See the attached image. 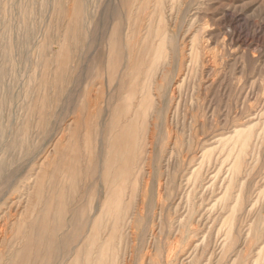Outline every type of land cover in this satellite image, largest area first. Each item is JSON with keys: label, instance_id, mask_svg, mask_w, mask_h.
Listing matches in <instances>:
<instances>
[{"label": "rangeland", "instance_id": "374dc122", "mask_svg": "<svg viewBox=\"0 0 264 264\" xmlns=\"http://www.w3.org/2000/svg\"><path fill=\"white\" fill-rule=\"evenodd\" d=\"M0 2V264H149L190 220L200 264L264 263V0Z\"/></svg>", "mask_w": 264, "mask_h": 264}, {"label": "bare ground", "instance_id": "6f19581e", "mask_svg": "<svg viewBox=\"0 0 264 264\" xmlns=\"http://www.w3.org/2000/svg\"><path fill=\"white\" fill-rule=\"evenodd\" d=\"M1 3V2H0ZM20 3V2H19ZM46 3V2H45ZM145 3V2H144ZM32 4V3H31ZM30 4V5H31ZM179 4V3H178ZM24 5V4H23ZM22 5V6H23ZM188 5V4H187ZM2 6V5H1ZM14 6V5H13ZM25 6V5H24ZM26 7H27V4H26ZM26 7H24V9L26 8ZM29 7V6H28ZM144 7V6H143ZM188 7V6H187ZM23 8V7H22ZM0 9H1V7H0ZM76 9H78V11H77V14L78 15H80L81 14V6L80 5H78L77 7H76ZM159 9H160V7H159ZM187 9H189V8H187ZM15 10V9H14ZM31 10V9H30ZM143 10H144V8H143ZM186 10V9H185ZM13 11V10H12ZM18 11V10H17ZM24 11V10H23ZM26 11H28V10H26ZM141 11V10H140ZM184 11V10H183ZM32 12V11H31ZM189 12V11H188ZM200 12V11H199ZM137 13H138V11H137ZM140 13V12H139ZM184 13H185V16L187 15L186 14V12L184 11ZM24 14V13H23ZM21 15V14H20ZM183 15V14H182ZM198 15V14H197ZM197 15H196V17H197ZM25 16V15H24ZM184 16V15H183ZM159 17V16H158ZM25 18H27V16H25ZM165 18V17H164ZM183 18H185V17H183ZM141 19V18H140ZM194 19V18H193ZM153 21H154V19H152ZM201 21V20H200ZM16 22V21H15ZM19 22V21H18ZM26 22H27V19H26ZM20 23V22H19ZM28 23V22H27ZM26 23V24H27ZM136 23V22H135ZM162 23V22H161ZM190 23H192V21L190 22ZM149 24V23H148ZM147 24V25H148ZM13 25V24H12ZM150 25V24H149ZM11 26V25H10ZM18 26H20V25H18ZM14 27V26H13ZM27 27V26H26ZM25 27V28H26ZM139 27V26H138ZM176 27V26H175ZM190 27V26H189ZM203 27H205V26H203ZM23 28V27H22ZM24 28V29H25ZM155 28V27H154ZM165 28V27H164ZM26 29H28V28H26ZM154 30V29H153ZM189 30V29H188ZM20 31V30H19ZM155 31V30H154ZM197 31V30H196ZM9 32V31H8ZM10 32H11V29H10ZM18 32V31H17ZM138 32V31H137ZM192 32H194L193 30H192ZM185 33V32H184ZM186 33H189V31H186ZM204 33V32H203ZM11 34V33H10ZM162 34V33H161ZM170 34V33H169ZM153 35V34H152ZM187 34H185V36H186ZM10 36V35H9ZM9 36H8V39H9ZM150 36V35H149ZM203 36V35H202ZM1 37H3V36H1ZM178 37V36H177ZM7 38V37H6ZM150 38V37H149ZM5 39V38H4ZM159 39V38H158ZM165 39H167V38H165ZM177 39V38H176ZM0 40H1V38H0ZM132 40V39H131ZM201 40V39H200ZM203 40H204V38H203ZM5 41H7V40H5ZM13 41H14V38H13ZM10 42V41H9ZM145 42H147V41H145ZM174 42H176L175 40H174ZM6 43V42H5ZM4 43V44H5ZM13 43H15V41L13 42ZM160 43V42H159ZM158 43V44H159ZM177 43V42H176ZM175 43V44H176ZM184 43V42H183ZM192 43V42H191ZM185 44V43H184ZM203 44V43H202ZM7 46L9 45H11V44H6ZM5 45V46H6ZM189 45H190V43H189ZM0 46H1V44H0ZM8 46V47H9ZM15 46V45H14ZM179 46V45H178ZM199 46V45H198ZM200 46H202V45H200ZM204 46V45H203ZM3 47H4V45H3ZM2 47V51H5L4 50V48ZM11 47V46H10ZM143 47H144V45H143ZM186 47V46H185ZM185 47H183V48H185ZM191 47V46H190ZM176 48H178L177 47V45H174V50H173V52H175L174 53V55L177 53V49ZM188 48V47H187ZM165 49V48H164ZM164 49L162 50V51H164ZM181 49H182V47H181ZM202 49H204L205 50V48H202ZM8 50H10V48H8ZM179 50V49H178ZM1 51V50H0ZM1 51V52H2ZM7 51V50H6ZM11 51V50H10ZM18 51V50H17ZM63 52V51H62ZM191 52V51H190ZM209 52V51H208ZM8 53V52H7ZM42 53V52H41ZM179 53V52H178ZM187 54L189 53L188 51L186 52ZM210 53V52H209ZM208 53V54H209ZM9 55H11V53H8ZM7 54V55H8ZM13 54V53H12ZM171 54V53H170ZM186 54V55H187ZM203 54H206V53H203ZM207 54V55H208ZM1 55V54H0ZM178 55V58H179V54H177ZM202 55V54H201ZM12 56V55H11ZM163 55V53H161V54H158V55H156V60L154 61V63H153V65L150 67V70H149V73L151 74V73H154L155 71H157V69L159 68V65L161 64L160 62H161V60L163 59V61L166 59V57ZM171 56V55H170ZM176 56V55H175ZM188 56V55H187ZM186 56V57H187ZM10 57V56H9ZM191 56H189V58H190ZM204 57V56H203ZM209 57V56H208ZM207 57V58H208ZM213 57H214V54H213ZM1 58V57H0ZM10 58H12V57H10ZM140 58V57H139ZM177 58V59H178ZM185 58V57H184ZM216 58H217V55H216ZM15 59V58H14ZM155 59V58H154ZM176 59V61H179V59L177 60ZM191 59V58H190ZM202 60V59H201ZM209 60V59H208ZM212 60V59H211ZM172 61V60H171ZM203 61V60H202ZM213 61H215V60H213ZM166 62V61H165ZM186 62V61H185ZM204 62L206 63L207 61H205L204 60ZM209 62H210V60H209ZM209 62H207V64L209 63ZM201 63H203V62H201ZM212 63V62H211ZM215 63V62H214ZM13 64V63H12ZM175 64V63H174ZM210 64V63H209ZM14 65V64H13ZM170 65V64H169ZM213 65V64H212ZM215 65V64H214ZM135 66V65H134ZM176 66V65H175ZM209 66V65H208ZM217 66V65H216ZM216 66H215V68H216ZM14 67V66H13ZM171 68V67H170ZM209 68V67H208ZM212 68V67H211ZM217 69V68H216ZM215 69V70H216ZM109 72H111V71H109ZM165 72H166V70H165ZM178 72V71H177ZM197 72V71H196ZM137 73V72H136ZM117 75V74H116ZM149 75V74H148ZM113 76V75H112ZM116 77V76H115ZM133 80V79H132ZM160 83V82H159ZM162 84H160V86H159V88L161 89V90H163L164 89V85H163V82H161ZM151 84H152V82H151ZM141 89H142V87H141ZM164 91V90H163ZM13 92V91H12ZM2 95H3V93H1ZM163 94V93H162ZM145 95V94H144ZM8 97V96H7ZM10 97V96H9ZM13 97V96H12ZM0 98H2V96L0 97ZM5 99H6V97H5ZM25 99V98H24ZM151 99V98H150ZM2 101V100H1ZM4 101V100H3ZM26 101V100H25ZM126 101V100H125ZM145 101V100H144ZM154 102V101H153ZM152 101H150V100H146V102H145V106H146V112L148 111V109L149 108H152V106L154 107V103H153ZM2 103V102H1ZM140 105V104H139ZM126 106H128V105H126ZM23 107H24V105H23ZM48 107V106H47ZM156 108H158V107H156ZM120 109V108H119ZM126 109V108H125ZM156 110V109H155ZM116 111V110H115ZM158 111V110H157ZM138 114H139V112H138ZM155 114V113H154ZM115 115V114H114ZM31 119V118H30ZM25 122V121H24ZM117 123V122H116ZM23 124V123H22ZM104 126V125H103ZM3 128V127H2ZM10 128V127H9ZM19 128V127H18ZM22 129V128H21ZM20 129V130H21ZM2 130H4V128L2 129ZM117 130V129H116ZM144 130V129H143ZM4 131H6V130H4ZM32 131V130H31ZM9 133V132H8ZM18 133V132H17ZM21 133H22V130H21ZM24 133V132H23ZM5 134V133H4ZM18 135V137L17 138H19L20 137V135L19 134H17ZM27 135V134H26ZM251 135H252V133H251ZM250 134H249V132H246V131H237L236 132V134H235V137H234V140L237 142L236 144H240V153H239V159H240V164H241V162L243 161V160H241L242 158H243V156H244V154H246V150H248L247 149V147L249 146L248 144H250L249 143V140H250ZM253 137V136H252ZM28 138V137H27ZM30 139V138H29ZM253 139V138H252ZM19 140V139H18ZM27 140V139H26ZM202 140V139H201ZM20 141H22V140H20ZM198 141H200V140H198ZM18 143V142H17ZM16 143V144H17ZM31 143V142H30ZM22 144V143H21ZM118 144V143H117ZM130 144V143H129ZM198 144V143H197ZM253 144V143H252ZM18 146V145H17ZM24 146V145H23ZM199 146H200V143H199ZM252 145H250V147H251ZM27 147V146H26ZM24 148H25V146H24ZM30 148H32V146H30ZM143 148V147H142ZM26 149V148H25ZM22 150V149H21ZM194 150H196L195 148H194ZM30 151V150H29ZM103 151V150H102ZM25 152V151H24ZM194 152V151H193ZM27 153V152H26ZM195 153V152H194ZM193 153V154H194ZM200 153V152H199ZM197 154V153H196ZM195 154V155H196ZM248 154V153H247ZM115 155V154H114ZM199 155V154H198ZM190 156V155H189ZM200 156V155H199ZM102 157V156H101ZM201 157H202V155H201ZM189 158H191V157H189ZM189 158H188V160H189ZM208 158V157H207ZM245 158V157H244ZM119 160V159H118ZM123 160H124V158H123ZM199 160H201V159H199ZM198 160V161H199ZM1 161V160H0ZM5 161H6V159H5ZM5 161H3V162H5ZM3 162H2V165H1V167L3 166ZM101 162V161H100ZM183 162H185V159H184V161ZM203 162V161H202ZM207 162H209V161H207ZM206 162V163H207ZM1 163V162H0ZM133 163V162H132ZM186 163H187V159H186ZM201 163V162H200ZM244 163V162H243ZM6 165V164H5ZM134 165V164H133ZM245 166V165H244ZM1 167H0V171L1 172H3V169H1ZM5 167V166H4ZM198 167V166H197ZM110 168V167H109ZM240 168H241V166H240ZM245 169H246V167H244ZM196 169H195V167H194V169H193V171H195ZM1 172H0V175H1ZM234 180H236L237 178H239V180H240V177H238V175H239V168L238 167H236V168H234ZM245 172V170L243 171V173ZM252 172V171H251ZM194 173V172H193ZM242 173V172H241ZM195 175H196V173H194ZM118 175V174H117ZM193 175V174H192ZM241 176V175H240ZM255 176V175H254ZM195 177V176H194ZM252 177V176H251ZM242 178V177H241ZM253 178V177H252ZM251 178V179H252ZM117 179H119V178H117ZM189 179V178H188ZM188 179H187V181H188ZM191 179V178H190ZM255 179H256V177H255ZM259 179V178H258ZM196 180V179H195ZM195 180H193V181H195ZM230 180H232V179H230ZM238 180V179H237ZM252 181V180H251ZM190 182V181H189ZM196 182V181H195ZM195 182H194V184H195ZM231 182H233V181H231ZM238 182V181H237ZM253 182V181H252ZM236 183V182H235ZM244 183V182H243ZM251 183V182H250ZM254 183V182H253ZM131 185H132V183H130ZM193 184V185H194ZM239 184V183H238ZM116 185V184H115ZM188 185V184H187ZM192 185V186H193ZM237 185V184H236ZM252 185V184H251ZM255 185H256V182H255ZM241 186V185H240ZM239 185H238V187H240ZM249 186V185H248ZM200 186L198 185V188H199ZM227 187H228V185H227ZM233 187V183H231V185H230V187L228 188V190L226 191L225 190V192H226V194H225V196L228 198V199H225V201H229V196H230V194H229V191L231 190V188ZM237 187V188H238ZM244 187H246V186H244ZM244 187H242V188H244ZM251 187V186H250ZM190 188H191V186H190ZM189 188V190H191ZM236 189V188H235ZM136 190V189H135ZM148 190V189H147ZM205 190V189H204ZM241 189H239V191H240ZM249 190H250V188H249ZM194 191V190H193ZM207 191V190H206ZM206 191H204V193L206 192ZM243 191V190H242ZM246 191V190H245ZM125 192V191H124ZM250 192H251V190H250ZM131 193V192H130ZM136 193H137V190H136ZM239 193V192H238ZM244 193V192H243ZM242 193V194H243ZM252 193V192H251ZM189 194H190V192H189ZM240 194V193H239ZM124 195H125V193H124ZM132 195H133V191H132ZM248 195H250V194H248ZM247 195V193H246V196H248ZM136 196V195H135ZM202 196H204V194L202 195ZM200 197V198H204V197ZM245 196V195H244ZM245 196V197H246ZM130 197V196H129ZM232 197H233V195H232ZM187 198H189V195H188V197ZM197 198H198V196H197ZM237 198V197H236ZM235 198V199H236ZM239 198V197H238ZM238 198H237V201H235L236 203L237 202H239V200H238ZM250 198V197H249ZM222 199V198H221ZM234 199V200H235ZM257 199H259L258 197H257ZM256 199V200H257ZM135 200V199H134ZM192 200V199H191ZM203 200V199H202ZM223 200V199H222ZM222 200L220 201L219 200V202H222ZM242 200V199H241ZM251 200V199H250ZM249 200V201H250ZM256 200H255V202H256ZM144 201H145V198H144ZM187 201L189 202V200L187 199ZM199 201V200H198ZM233 201V200H232ZM248 201V202H249ZM191 202V201H190ZM247 202V201H246ZM145 203V202H144ZM194 203V205H195V203L196 202H193ZM199 203V202H198ZM201 203V202H200ZM199 203V204H200ZM203 203V202H202ZM216 203V202H215ZM236 203H233V205H234V207L232 206V204H231V209H233V212H236L235 210H237L236 208H237V206H238V203L236 204ZM245 203V202H244ZM254 203V202H253ZM192 204V203H191ZM223 204H224V201H223ZM227 204H229V202L227 203ZM255 204H257V203H255ZM202 205V204H201ZM253 207H255L254 206V204H251ZM204 206V205H203ZM215 206H216V204H215ZM220 206V205H219ZM218 206V207H219ZM228 205H226V207H227ZM247 206V205H246ZM187 207H189V206H187ZM193 207V206H192ZM194 208V207H193ZM196 208V207H195ZM198 208H200V207H198ZM224 208H225V206H224ZM249 208H250V206H249ZM191 209V208H190ZM201 209V208H200ZM199 209V210H200ZM214 209H215V207H214ZM239 209V208H238ZM252 209H254V208H252ZM108 210V209H107ZM121 209H117L116 211H110V209H109V211H107V215L108 216H111V213L112 212H114L115 213V217H114V230L115 231H118L119 230V228H121V229H123V222H124V219H122L121 218V211H120ZM195 210V209H194ZM194 210H192V212H189V213H192L191 214V219H193V216L195 215L194 213H195V211ZM212 210H213V207H212ZM211 210V211H212ZM221 210H224V209H222L221 208ZM243 210V209H242ZM230 211H232V210H230ZM187 212H188V210H187ZM197 212V211H196ZM220 212V211H219ZM224 213H225V210L223 211ZM238 212V211H237ZM240 212H241V210H240ZM198 213V212H197ZM230 213V212H229ZM239 213V212H238ZM242 213V212H241ZM126 214H127V211L125 212V216H126ZM188 215H190V214H188ZM188 215H186V216H188ZM197 215V214H196ZM227 215V214H226ZM226 215H225V217H226ZM113 216V215H112ZM139 216V215H138ZM216 217H218V216H216ZM216 217H215V219H216ZM242 217V216H241ZM195 218V217H194ZM197 218V220H195L196 222L198 221V217H196ZM219 218H220V216H219ZM237 218V217H236ZM144 219V217L142 216V214L139 216V218H138V220L137 221H141L142 222V220ZM185 219H187L186 217H185ZM185 219H184V221H185ZM263 219V218H262ZM190 220V219H189ZM189 220H187V221H189ZM218 220V219H217ZM223 220H224V218H223ZM236 220V219H235ZM102 221V220H101ZM186 221V222H187ZM200 221V220H199ZM237 221V220H236ZM91 222V221H90ZM223 222V221H222ZM234 222V221H233ZM232 222V223H233ZM238 222H239V220H238ZM260 222H261V219H260ZM197 223H199V222H197ZM90 224V223H89ZM183 223H181V225H182ZM195 224V223H194ZM194 224H192V220H190V222H187V224H185V225H183L182 226V229H181V241H182V243L181 242H178V243H176V246L174 247V249L173 250H171V252L170 253H168V254H166V256H163V254H162V252L164 251V249H163V247L161 248L160 246H158L157 247V254L156 255H152L149 251V253H146V255H145V258H144V261L145 262H148L149 264H178V262L180 263V261H181V259L182 258H184L185 259V257L186 256H188V259H191L190 260V263L189 264H200V259H198V255L196 254L198 251H199V248H200V245L198 244V242L195 240V238L197 237V235H196V233H197V230H199L198 228H196L195 226H193ZM238 224V223H237ZM240 224V223H239ZM238 224V225H239ZM262 224V223H261ZM260 224V225H261ZM198 225V224H197ZM230 227L229 228H231V224L229 225ZM233 226V225H232ZM255 227H257V226H255ZM181 228V227H180ZM200 228V227H199ZM229 228H227V229H229ZM233 228V227H232ZM238 228V227H237ZM234 229H235V226H234ZM234 229H232L233 230V233H234ZM239 229V228H238ZM256 229V228H255ZM260 229V228H259ZM261 229H263L262 227H261ZM240 230V229H239ZM88 231H89V229H88ZM236 231H237V229H236ZM236 231H235V233H236ZM241 231V230H240ZM261 231V230H260ZM264 231V230H263ZM232 232V231H231ZM251 232V231H250ZM258 232H259V230H258ZM237 233H238V231H237ZM243 233V232H242ZM247 234V233H246ZM248 234H249V232H248ZM217 235V234H216ZM216 235L214 236L215 238H216ZM228 235V234H227ZM238 235H240L241 236V233H239ZM238 235H237V237H238ZM250 235V234H249ZM200 236V234L198 235V237ZM226 237V236H225ZM230 237V236H229ZM228 236H227V239L229 238ZM242 237V236H241ZM260 237V236H259ZM206 238V237H205ZM204 238V239H205ZM214 238V239H215ZM222 238H224V236L222 237ZM240 238V237H239ZM258 238V237H257ZM257 238H256V240H257ZM230 239V238H229ZM238 239V238H237ZM236 239V240H237ZM259 239V238H258ZM262 239V238H261ZM89 240H90V236H89V238L87 239V245L89 246H93V240H91L90 242L92 243H90L89 242ZM201 239H199V241H200ZM216 240V239H215ZM221 240V239H220ZM240 240V239H239ZM207 241H208V239H207ZM210 241V240H209ZM213 241V240H212ZM233 241L234 240H232L231 241V245H232V243H233ZM81 242V241H80ZM215 242V241H214ZM240 242V241H239ZM239 242L237 243V242H235V243H237V245L239 244ZM245 242V241H244ZM203 243V242H202ZM207 243V242H206ZM212 243V242H211ZM224 243L225 244H223L224 246H223V254H224V252H225V249L227 248V246L228 245H226V243H227V240L225 239L224 240ZM254 243V241L253 242H251V245ZM256 243V242H255ZM255 243H254V245H255ZM213 244V243H212ZM254 245L253 246H251V247H254ZM263 245V244H262ZM261 245V246H262ZM205 246V245H204ZM214 246V245H213ZM212 246V247H213ZM260 246V247H261ZM264 246V245H263ZM202 247V246H201ZM221 247H222V244H221ZM203 248V247H202ZM228 248H230V246L228 247ZM233 248H234V245H233ZM161 249H163V250H161ZM248 249H250V248H248ZM260 249V248H259ZM258 249V250H259ZM264 249V247L262 248V250ZM72 250V249H71ZM147 250V249H146ZM150 250V249H149ZM210 250V249H209ZM252 250H253V248H252ZM261 250V249H260ZM261 250V251H262ZM201 251V250H200ZM207 251V250H206ZM205 251V252H206ZM231 251H234V249L233 250H231ZM231 251H230V253H231ZM246 251H249V250H247L246 249ZM94 250L93 249H91L90 251H89V253H88V256H87V259H86V264H93L92 263V261L94 260ZM146 252V251H145ZM263 252V251H262ZM212 253V252H211ZM251 253V252H250ZM255 253H256V251H255ZM258 253H260V252H258ZM199 254H201L200 252H199ZM205 254V253H204ZM217 254V253H216ZM263 254V253H262ZM262 254H259V255H262ZM250 255V254H249ZM252 255V254H251ZM256 255H257V253H256ZM264 255V254H263ZM118 256V255H117ZM116 256V257H117ZM226 256V255H225ZM228 256V255H227ZM219 257V256H218ZM230 257H232V256H230ZM247 257H248V255H247ZM257 257H259L258 255H257ZM102 258H104V255H102L101 253L100 254H98V262H99V260H101ZM208 258V257H207ZM236 258V257H235ZM249 258H251V257H249ZM260 258H261V256H260ZM69 259V258H68ZM95 259H96V257H95ZM183 259V260H184ZM203 258H201V260H202ZM218 259V258H217ZM228 259V258H227ZM245 259V258H244ZM244 259H243V261H244ZM258 259V258H257ZM257 259H256V261H257ZM74 260V259H73ZM72 260V261H73ZM207 260H209V259H207ZM233 260H234V258H233ZM247 260V259H246ZM252 260V259H251ZM260 260V259H259ZM262 260V259H261ZM218 261V260H217ZM248 261V260H247ZM255 261V262H256ZM177 262V263H176ZM186 262V261H185ZM208 262V261H207ZM227 262V261H226ZM226 262H224V263H226ZM231 262V261H230ZM255 262H254V264H255ZM259 262V261H258ZM257 262V264H259ZM187 263H188V261H187ZM186 263V264H187ZM205 263V262H204ZM210 263H211V260H210ZM215 263H216V261H215ZM214 263V264H215ZM233 263V262H232ZM245 263V262H244ZM252 263V262H251ZM250 263V264H251ZM78 264V263H77ZM182 264V263H181ZM243 264V263H242ZM264 264V263H263Z\"/></svg>", "mask_w": 264, "mask_h": 264}]
</instances>
